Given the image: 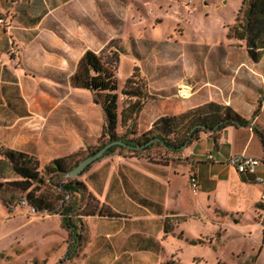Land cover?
<instances>
[{
    "label": "crops",
    "instance_id": "obj_1",
    "mask_svg": "<svg viewBox=\"0 0 264 264\" xmlns=\"http://www.w3.org/2000/svg\"><path fill=\"white\" fill-rule=\"evenodd\" d=\"M130 2L0 0V150L27 154L42 166L60 158H70L74 163L88 157L101 140L105 119L91 93L71 87L69 78L86 51L98 53L114 42L121 55L127 53L124 42L130 40L136 59L138 42L156 41L154 37L140 40L133 30L125 33ZM151 26L147 27L148 31H155L156 26ZM150 34L153 36L152 32ZM242 64L247 67L257 65L249 58ZM250 72L249 78L254 77L263 91L264 85L262 87L254 68ZM147 90L149 96H155L150 87ZM234 92L235 82H232L228 97L209 99L202 91L184 101L182 107L173 105L172 101L151 98L138 116L137 127L144 133L161 117L178 115L210 102L228 106L248 120V127L230 126L223 130L216 145L202 135L182 151L179 161H189L188 182L191 175L198 180V189L192 193L211 219L217 218L213 215L216 210L242 216L238 207L246 202L251 217H260L263 222L257 221L264 227V199L260 198L264 192V154L253 133V128L264 129V124L259 126L258 123L264 97H246L242 93L238 96ZM258 103L259 108L256 107ZM256 110L259 112L254 115ZM202 140L212 142L216 158L210 154L212 160L209 161V152H206L205 159L192 161L193 154L189 149ZM82 153H86V157H82ZM239 153L261 160L253 174H239L225 164L229 157ZM107 163L105 175L101 168L89 173L87 169L80 182L87 198H95L115 216H75L76 226L95 223L97 233L92 244L116 240L121 243L123 253L148 254L152 263L157 259L161 261L166 219L179 217L182 220L188 216L183 214V200L169 187L170 168L177 162L162 165L147 158L116 154L108 156L104 164ZM119 168L130 171L134 177L121 176ZM256 178L261 182H256ZM230 203L232 210L227 206ZM129 223L130 228H127ZM153 223L156 225L154 230L151 228ZM103 227H109L110 231ZM84 240L81 235L73 243L83 249ZM263 248L264 237L258 255Z\"/></svg>",
    "mask_w": 264,
    "mask_h": 264
},
{
    "label": "rangeland",
    "instance_id": "obj_2",
    "mask_svg": "<svg viewBox=\"0 0 264 264\" xmlns=\"http://www.w3.org/2000/svg\"><path fill=\"white\" fill-rule=\"evenodd\" d=\"M131 1L125 33L133 30L134 36L140 40L154 37L156 41L138 42L135 45L138 55L136 59L131 48L132 42H124L128 51L120 55L116 70L118 86L131 75L133 67L139 66L136 75L144 82L146 91L150 87L155 92V96H150V99L172 101L177 107H182L184 101L202 91L204 97L209 99L226 98L232 82H235L234 94L239 96L242 93L246 97L256 95L263 99L264 90L259 89L260 84L254 77L249 78L248 73L254 68L263 87L264 56L257 65L247 67L242 64L248 58L244 43L227 38L228 26L233 24L242 0H192V3H187L188 0ZM149 23L156 26L155 31H148L147 27L151 26ZM151 32L153 36L149 35ZM114 45L117 46L116 43ZM183 86H188L189 96L183 95ZM118 98L120 103L126 104L127 100L120 94ZM256 107L259 108V103ZM258 123L259 126L264 124V106ZM185 128L178 127L176 131L181 134ZM130 132L127 139H135L142 134L138 130L137 121ZM123 133L124 130L117 129V136ZM106 142L107 137H104L99 144ZM211 144L202 140L190 148L189 152L193 154L191 160L205 159L206 152L216 158V149ZM186 147L175 153H170L162 146L133 152L116 148L107 153L111 147L86 167L87 173L100 171L101 168L105 175L109 165L104 164L105 159L116 154L147 158L162 165H168L170 161L177 162L174 168H170L169 187L183 200V214L188 216L182 220L179 217L166 219V235L163 236L162 244L164 249L161 253L164 258L161 261L157 259L152 263L148 254L123 253L121 243L116 240L92 244L97 231L95 223L90 222L87 226L81 223L77 225L75 234L84 235L85 238L84 250L79 249V245L72 242L62 226L58 213H33L28 205L18 202L27 192L6 186L1 197L8 200L13 196V199L9 200V206H5L0 199V264H264V248L258 255L264 237V227L259 222L263 220L251 217L246 202L240 203L238 207L242 216L216 210L213 215L217 218L211 219L189 186V161H179ZM82 157H86V153H82ZM69 163L72 165V162ZM42 168L40 165L41 173ZM118 174L134 177L130 171H121L120 168ZM0 177V182L19 180L8 164L1 167ZM83 177L82 173L75 178L81 181ZM33 187L36 189L35 195L50 203L56 212L60 211L62 199L68 198L56 186L47 182L34 184ZM205 200L204 197L203 204ZM76 202L79 212L89 203L95 205L87 198L86 192L76 196ZM68 203L70 205L71 201ZM227 206L232 210L231 203ZM127 228H130V223ZM151 228L154 230L156 225L153 223ZM102 229L110 231L109 227Z\"/></svg>",
    "mask_w": 264,
    "mask_h": 264
},
{
    "label": "trees",
    "instance_id": "obj_3",
    "mask_svg": "<svg viewBox=\"0 0 264 264\" xmlns=\"http://www.w3.org/2000/svg\"><path fill=\"white\" fill-rule=\"evenodd\" d=\"M227 38L243 42L248 58L253 63L259 62L264 56V0L241 1L233 24L228 26ZM119 58L120 50L114 42L108 43L98 53L86 51L78 60L75 71L69 78L71 87L88 90L93 102L101 108L105 119L101 138L107 137L106 143L122 141L132 148H140L154 141L143 151L153 146H162L166 150L177 151L198 141L202 135L216 145L219 134L227 127H248L250 125L248 120L236 114L230 107L210 102L178 115L161 117L152 124L148 131L135 139H127L130 130L136 125L144 104L150 100V96L144 82L136 75V67L121 86L117 85L116 70ZM119 94L127 100L125 105L119 102ZM258 112L256 110L254 115ZM178 127L187 128L179 134L176 131ZM118 128L124 130L121 136H117ZM253 133L259 139L264 154V129L253 128ZM106 143H100L96 149L89 152L88 156H93ZM116 148L124 149L116 146L109 149L107 153L113 152ZM0 156V171L1 167L8 164L19 178L18 181L0 182V194L6 186H13L22 192H27L26 196L18 202L28 205L33 213H58L61 216V224L67 230L72 242L78 238L75 234L77 231L75 216H115L108 207L100 205L91 196L88 199L95 205L89 203L80 212L78 211L76 196H82L85 187L76 178L67 177V173L81 161H75L70 165V158L55 159L43 166L41 173L39 162L27 154L1 149ZM86 170L87 168L84 172ZM45 182L56 186L63 195L68 197L67 200L62 199L60 211L56 212V209L50 207V203H46L41 196L35 195L36 189L32 186L42 185ZM0 199L5 206H9V200L13 199V196L6 200L0 195ZM68 201H71L70 205Z\"/></svg>",
    "mask_w": 264,
    "mask_h": 264
},
{
    "label": "built area",
    "instance_id": "obj_4",
    "mask_svg": "<svg viewBox=\"0 0 264 264\" xmlns=\"http://www.w3.org/2000/svg\"><path fill=\"white\" fill-rule=\"evenodd\" d=\"M188 2H192V0H188ZM208 160H212V156L208 155ZM261 163V160L248 156L244 153H239L232 155L227 159L225 164L231 168H233L239 174H253L255 172L256 167ZM256 182H261L259 178H256ZM189 186L192 192H196L198 189V180L194 175L189 177ZM261 200L264 199V192L261 194ZM24 205V203H22Z\"/></svg>",
    "mask_w": 264,
    "mask_h": 264
},
{
    "label": "water",
    "instance_id": "obj_5",
    "mask_svg": "<svg viewBox=\"0 0 264 264\" xmlns=\"http://www.w3.org/2000/svg\"><path fill=\"white\" fill-rule=\"evenodd\" d=\"M159 141V140H156ZM154 141H151L149 143H147L146 145L140 147V148H132L126 144H124L122 141H113L110 142L108 144H106L102 149H100L97 153H95L93 156H88L87 158L83 159L74 169H72L71 171H69L67 173V177L69 178H75L80 176L86 167H88L89 165H91L93 162H95L96 160H98L102 154L109 148L114 147V146H119L122 147L124 149L127 150H143L146 146L152 144Z\"/></svg>",
    "mask_w": 264,
    "mask_h": 264
},
{
    "label": "bare ground",
    "instance_id": "obj_6",
    "mask_svg": "<svg viewBox=\"0 0 264 264\" xmlns=\"http://www.w3.org/2000/svg\"><path fill=\"white\" fill-rule=\"evenodd\" d=\"M183 87H184V89H185V90L183 91V95H184V96H188L189 93H190L189 90H188V89H189L188 86H187V87H186V86H183Z\"/></svg>",
    "mask_w": 264,
    "mask_h": 264
}]
</instances>
